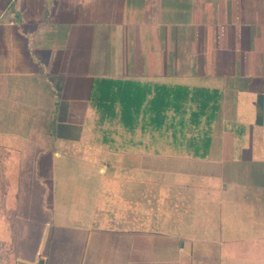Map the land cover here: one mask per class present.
Returning <instances> with one entry per match:
<instances>
[{"label": "crops", "instance_id": "obj_1", "mask_svg": "<svg viewBox=\"0 0 264 264\" xmlns=\"http://www.w3.org/2000/svg\"><path fill=\"white\" fill-rule=\"evenodd\" d=\"M105 79L214 99L108 134ZM0 241L16 264H264V0H0Z\"/></svg>", "mask_w": 264, "mask_h": 264}, {"label": "trees", "instance_id": "obj_2", "mask_svg": "<svg viewBox=\"0 0 264 264\" xmlns=\"http://www.w3.org/2000/svg\"><path fill=\"white\" fill-rule=\"evenodd\" d=\"M150 87L149 82L105 79V96H103L105 97V117L109 116L112 118L117 115L114 110L115 107L113 108L111 103L119 100L121 102V119L130 126L134 125L136 116L140 112L145 113V116H147L149 111L153 112L152 122L160 124L165 119V113L169 109L174 111L173 125H176L175 117L177 115L179 116V121L177 120V122L181 123L185 121L183 115L190 110L191 115L193 114L191 120L195 121L198 117L197 115L206 110V105L204 104L214 99V92L212 91L206 89L191 91L182 85L169 86V88L159 85L150 97ZM200 97L203 100L202 107L196 102ZM149 98H151L150 101ZM187 101L194 102L197 105L188 107L185 105Z\"/></svg>", "mask_w": 264, "mask_h": 264}, {"label": "rangeland", "instance_id": "obj_3", "mask_svg": "<svg viewBox=\"0 0 264 264\" xmlns=\"http://www.w3.org/2000/svg\"><path fill=\"white\" fill-rule=\"evenodd\" d=\"M116 101V102H115ZM113 103H111V106H113L115 112H117V115L115 117H112L111 120H106L105 123H100L97 124V128H101V130H105L106 133L110 134L112 131H119L122 129V125L119 123V120H118V114H119V110H120V106L117 104V101L119 102V100H115ZM117 104V105H116ZM176 130L178 129V122L177 120L179 121V116L177 115L176 117ZM174 121V119H173ZM115 142L116 140L113 139ZM19 239V236L17 237ZM4 245H2V242L0 241V264H16V261H15V256L13 255V251H10V250H4L2 249ZM2 247V248H1ZM30 252H24V251H19V254L21 256H27V254H29Z\"/></svg>", "mask_w": 264, "mask_h": 264}]
</instances>
